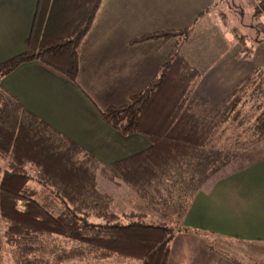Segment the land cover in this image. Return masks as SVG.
<instances>
[{"label":"trees","instance_id":"1","mask_svg":"<svg viewBox=\"0 0 264 264\" xmlns=\"http://www.w3.org/2000/svg\"><path fill=\"white\" fill-rule=\"evenodd\" d=\"M100 4L38 0L25 52L0 64V219L6 225L5 242L20 264H48L37 256L48 252L58 264L68 259L167 264L197 194L264 142V69L239 82L222 110L215 108L195 95L201 74L181 55L191 29L137 40L177 43L143 92L125 106L100 112L103 122L121 135L144 136L150 143L144 152L103 166L23 109L2 80L37 62L76 84L79 45ZM98 176L122 181L163 221L115 213L113 200L97 190Z\"/></svg>","mask_w":264,"mask_h":264},{"label":"crops","instance_id":"2","mask_svg":"<svg viewBox=\"0 0 264 264\" xmlns=\"http://www.w3.org/2000/svg\"><path fill=\"white\" fill-rule=\"evenodd\" d=\"M37 1L0 0V64L25 52ZM262 1L240 0L241 8L249 5L255 12ZM216 6V0H102L79 45L76 84L32 62L4 78L2 87L27 112L109 167L146 151L150 143L141 135H121L103 122L100 112L125 106L143 92L161 73L177 43L175 39L137 40L191 29L181 55L201 74L195 95L219 110L239 82L264 68V63L254 62L253 54L244 57L235 37L234 43L229 41L219 24L225 18L217 15ZM259 15L264 18V8ZM232 164L195 197L182 225L184 232L171 245L167 264L242 263L213 251L210 237L251 247L248 251L253 258L264 264V253L254 248L264 249V142ZM96 186L113 200L115 213L154 215L122 181L98 176Z\"/></svg>","mask_w":264,"mask_h":264},{"label":"rangeland","instance_id":"3","mask_svg":"<svg viewBox=\"0 0 264 264\" xmlns=\"http://www.w3.org/2000/svg\"><path fill=\"white\" fill-rule=\"evenodd\" d=\"M216 1H217V6H216L217 15L220 18L221 17L225 18L224 21L222 18L221 20L219 19V24L223 32L226 34L227 38L229 39V41L234 43L235 40V42L239 43V45H242L243 53L246 55V57H249L251 54H253L252 59H254V62L263 64L264 63V57H263L264 18L260 17L259 15L260 8L262 9V5L260 4L259 9H256V11L254 12L250 10L251 8L249 7V5L245 6V9L243 7L241 8L240 0H216ZM241 13H244V16L241 17ZM231 30L233 32H231ZM234 37L236 39L233 40ZM228 136L229 134H225L224 140L228 139ZM235 164L238 165L239 163H235ZM150 210L153 211L151 208ZM153 213L155 216L150 215L149 217H146L148 221L153 222L155 224H158L157 222L163 221L162 218L157 213H155L154 211ZM5 231H6V225H4V222L0 219V240H1L0 264H20L18 262L17 256L14 254L13 249L5 242V237H4ZM218 241L220 242V244ZM208 242L211 243V245H209L211 246V249L213 251L219 252V254H223L224 256L227 257H231V256L235 257L240 261H242L243 264H259V261H256V258L255 259L253 258L256 256H253L251 252L248 251L249 248L251 247H242L239 246L238 244H230L228 242H222L217 238L214 239L212 237L208 238ZM60 248H64V247H60ZM254 248L255 250L258 251L259 254L264 253L263 248L261 247H254ZM59 251L60 250H58V252ZM235 251H239L240 254L235 253ZM245 253H247V255H245ZM37 256L47 261L48 264H58L55 255H53L50 252L42 255L38 254ZM62 261L63 262L61 263L59 262V264H131V262L121 259H110L103 262H94L90 260L79 261L77 259H68ZM132 263L140 264V262H136V261H133Z\"/></svg>","mask_w":264,"mask_h":264}]
</instances>
